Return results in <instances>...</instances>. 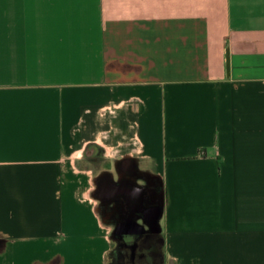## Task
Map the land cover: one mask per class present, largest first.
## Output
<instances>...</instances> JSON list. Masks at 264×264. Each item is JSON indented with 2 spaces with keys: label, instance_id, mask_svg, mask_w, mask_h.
I'll return each mask as SVG.
<instances>
[{
  "label": "crops",
  "instance_id": "crops-1",
  "mask_svg": "<svg viewBox=\"0 0 264 264\" xmlns=\"http://www.w3.org/2000/svg\"><path fill=\"white\" fill-rule=\"evenodd\" d=\"M140 236L264 264V0H0V264Z\"/></svg>",
  "mask_w": 264,
  "mask_h": 264
},
{
  "label": "flooded vegetation",
  "instance_id": "flooded-vegetation-1",
  "mask_svg": "<svg viewBox=\"0 0 264 264\" xmlns=\"http://www.w3.org/2000/svg\"><path fill=\"white\" fill-rule=\"evenodd\" d=\"M153 237L144 238V236H140L135 240H122L121 248L126 250L130 261L123 264H139L140 259L144 258V256L140 254L141 251L151 247L150 241H152ZM160 254L158 255V261L160 259Z\"/></svg>",
  "mask_w": 264,
  "mask_h": 264
},
{
  "label": "rangeland",
  "instance_id": "rangeland-1",
  "mask_svg": "<svg viewBox=\"0 0 264 264\" xmlns=\"http://www.w3.org/2000/svg\"><path fill=\"white\" fill-rule=\"evenodd\" d=\"M94 162L93 160L86 159V162ZM151 247L142 250L141 256L144 258L140 259L139 264H156L158 263V255L161 253V239L160 237L154 236L150 241ZM125 263V262H124Z\"/></svg>",
  "mask_w": 264,
  "mask_h": 264
}]
</instances>
